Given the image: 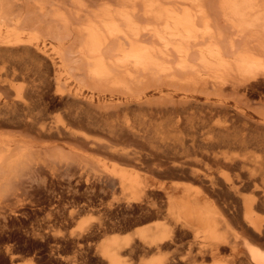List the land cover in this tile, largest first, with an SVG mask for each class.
<instances>
[{
	"label": "bare ground",
	"instance_id": "1",
	"mask_svg": "<svg viewBox=\"0 0 264 264\" xmlns=\"http://www.w3.org/2000/svg\"><path fill=\"white\" fill-rule=\"evenodd\" d=\"M206 2L0 0V87L12 88L16 93L15 98L0 101V131L22 127L27 132L22 136L0 132V189L23 157L27 156L26 153L47 150L46 147L50 146L38 144L35 139L41 142H89L84 131L73 127L75 121L107 131L110 135L146 137L139 133L136 122L128 119L104 127L98 120L87 119L72 108L65 109L60 115H50L45 97L37 90L36 84L26 88L28 96L33 98L32 102L22 97V87L15 85L18 79L33 77L34 82L35 75L38 80L45 78L41 65L33 64L28 58L32 54L50 56L54 65L53 54H56L59 73L53 80L50 79L61 87L60 72L65 71L68 64L67 53L64 55L63 51L71 32L79 36L78 52L84 60L87 77L97 81L100 87V83H109L118 89L129 90L132 89L131 83L134 86L145 84V79H148L160 82L157 86H147L160 93L164 90L161 86L164 82L169 86L179 83L220 95L225 90L242 92L244 96L257 95L262 85L257 78L264 75V0H218L215 5L210 1L213 10L219 4V17H223L232 28L230 34L214 26V11ZM139 13L147 19L145 24L139 22ZM167 100L170 105L164 102L152 107L151 116L160 120L154 125L149 123L160 145L171 146L167 149L172 150V159L152 162L140 151L109 149L135 165V170L112 169L119 186L128 191L133 202L144 200L139 203L140 207L145 204L155 213H163L166 221L171 220L173 228L170 230L173 233L156 224L152 229L136 230L133 235H112L99 244L102 260L105 264H264V246L251 241L264 236V217L260 213L264 212V135L258 130L257 133L251 132L253 128L246 125V112L238 107L230 108L226 101L195 112L190 110L192 107L175 103L174 98ZM262 102L264 105V97ZM166 115L167 119L162 120ZM214 117H219V120L214 121ZM257 124L264 126V122ZM234 149L238 153L234 154ZM199 163L204 164V170L198 168ZM141 168L149 172L177 170L180 176L196 182L200 193L183 181L174 180L168 186L143 183L139 176ZM243 187H246V192L241 190ZM154 189L163 193L164 202L154 199ZM211 197L216 198V210L208 203ZM129 204L132 205L131 201ZM8 210L17 213L14 208ZM232 225L238 228L240 234L237 230L234 239L231 240L230 236L231 241H227L218 230L221 227L232 228ZM36 230L37 236L40 228ZM185 231L191 235V239L184 244L185 253L177 259L175 255L165 256L163 251L176 244L177 233L184 234ZM237 240L241 241L238 243ZM225 250L228 254L222 257ZM149 254L154 255L143 257Z\"/></svg>",
	"mask_w": 264,
	"mask_h": 264
},
{
	"label": "rangeland",
	"instance_id": "2",
	"mask_svg": "<svg viewBox=\"0 0 264 264\" xmlns=\"http://www.w3.org/2000/svg\"><path fill=\"white\" fill-rule=\"evenodd\" d=\"M205 1H207V5H210L209 7L212 11L214 9L212 4L218 0H213L214 2L212 0ZM218 6L219 4L216 5L217 9L213 10L217 13L215 14L212 12L216 20L214 26L217 28L220 27L221 31L224 30L222 31L223 33L230 34L232 28L230 29L229 24L223 20L222 15V18L219 17L221 13H219L220 9ZM138 17L139 22L145 24L147 19L141 15V13H139ZM77 36L75 32H71L70 35L67 36L68 40L66 39V41H68L65 46L66 51L64 50L63 52L64 55L67 53L65 56L68 57L65 58L66 60L68 59V64L65 66V71L60 72L61 87L56 86L52 81L55 75L59 73L57 70L59 58L56 54H53L56 65L53 64L50 56H36L32 54L28 57L31 62L33 61V64L41 65L42 74L46 79L43 78V80H38L36 75L34 76L36 79L34 81L35 83L32 82L33 77L18 79L15 85L22 87V97H25L26 101L32 102L33 98L28 96V90L26 88L36 84L37 90L41 91L40 93L45 97L46 108L50 115H60L64 113L65 109L72 108L73 111L79 112L87 119L98 120L104 127L128 119V121H135L137 128L140 129L139 133L145 134L146 137L133 138L126 135H110L107 131L105 132L93 126L91 128L90 125H82L75 121L73 127L82 132L84 131L83 133L88 135L89 142L86 144L75 140L69 142L63 140H44L41 142V140L35 139V142L38 144L41 143L42 145L50 146L46 147L47 150L40 149L38 151L39 153H26L27 156H24L25 158L23 157V163L20 162L19 165H17L13 173L8 176L7 182L4 183L0 189V264H73L76 260L74 264H105L99 254L98 248L101 241L112 235L119 237L133 235L136 230L142 228L146 229V227L152 229L156 224L163 225L170 233H173L171 231L173 224L169 219L166 221L163 213L157 214L154 212V209L147 207L145 204H141L140 207L139 203H143L144 200L138 203L133 202L131 198H129L130 194L128 191H123L119 186L118 178L113 174L112 169L125 168L135 170V165L133 161L125 159L109 149V147H112V149H118L117 151H140L152 162H156L159 159L168 161L172 159V150L167 149L171 146L160 145L156 137H154L153 128L150 127L149 123L151 122V124L154 125L160 120L155 116H151L153 114L152 107L157 104H164V102L167 103V98H171L172 100L174 98L175 103L178 102L190 108L192 107L190 110L195 112H199L209 106H214L220 101H226L230 108L238 107L246 112V125L253 128L250 127L252 129L251 132L256 131L257 133L258 130V133L264 135V126L257 124H262V122H264V118L260 117L261 115L263 116L264 113L262 111L264 105L263 102L261 103L262 97H264V75L262 77L259 75L257 78L262 84L258 88L259 93H257V95L253 93L247 96H244L242 92L235 93L229 90H225L221 93L222 95H220L201 88L193 89L185 87L179 83H173L169 86L164 82L161 84L164 90L160 93L147 87L151 84L157 86L160 82L148 81V79H145V84H135L134 86V83H131L130 86L132 89L129 90L132 93L128 89L124 90L125 88L123 87H119L118 89V87L109 83L106 85L105 83H102L103 85L100 83L101 87H105L101 88L99 83L93 79L91 80L90 77L88 78V75L84 71V60L80 57L78 52L79 36ZM82 71L84 72L82 73ZM82 80L84 82H82ZM125 91H127L126 93H128V95L125 94ZM206 91L207 93H205ZM165 93H168L171 97L168 94L165 95ZM15 94V90L12 88L4 89L0 87V101L4 100V98L13 99L15 98ZM216 94L218 95L216 96ZM162 95H164V97ZM111 104H113V106ZM138 105L140 106L138 107ZM245 105L247 107H245ZM106 109H108V111ZM104 110L107 112V115ZM261 111L263 112L262 114ZM115 115L118 118H116ZM167 116L168 115L164 116L162 120H166ZM107 117H110L109 119L111 122H108L110 120ZM215 117L214 121L219 120V117ZM24 131L22 127H11L4 128L0 132L15 134L16 136L27 135V132ZM99 137L101 138L99 139ZM113 137L115 139H113ZM28 138L31 140L34 139L31 137ZM162 149H164V151L160 153ZM30 153L32 155H30ZM233 153H238V150L234 149ZM197 166L199 169L204 170V164L199 163ZM180 175L181 173L177 170L170 172H149L145 168H141L139 171V176H141L140 179H142L143 183L146 182L154 186L163 183L168 186L173 183L174 180L183 181L185 183L188 182L187 185H189L192 190H196L197 193H200L199 185L196 182ZM244 189L247 191L246 187H243L241 190L246 192ZM152 192H154L153 197L155 200L161 203L162 201L164 202L165 197L161 191L154 189ZM15 193H20V196ZM15 195H17L18 198ZM14 197L16 198L14 199ZM142 198L144 199V197H141V199ZM213 199L212 197L209 198L208 203L211 205V208L216 210V198L213 197ZM130 201L132 205L129 204ZM13 208L17 213H13V210H8ZM260 213L261 216L264 217V212ZM231 227L232 228L221 227L218 230L224 238L226 237L225 239L227 241L233 240L235 235L240 232L236 226L232 225ZM37 228H40V234L36 236ZM41 234L45 235L41 237ZM177 234L176 244L172 246V248L166 249V252L165 250L163 251V254L167 257L175 255L174 258L177 259L185 253L184 244L191 239V235L189 231H185L184 234L179 232ZM207 241L209 242L208 239ZM237 241L239 243L241 240ZM251 241H254L260 246H264V236L261 238H253ZM178 243L179 245H177ZM239 246H241V244ZM227 252L226 250L223 251L222 257H225L228 254ZM153 255L154 254H149L143 257L148 258ZM208 263L210 264V262Z\"/></svg>",
	"mask_w": 264,
	"mask_h": 264
}]
</instances>
